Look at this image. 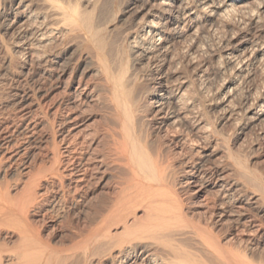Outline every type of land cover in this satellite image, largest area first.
I'll list each match as a JSON object with an SVG mask.
<instances>
[{
  "label": "bare ground",
  "instance_id": "obj_1",
  "mask_svg": "<svg viewBox=\"0 0 264 264\" xmlns=\"http://www.w3.org/2000/svg\"><path fill=\"white\" fill-rule=\"evenodd\" d=\"M115 1L0 0L7 36H0V49H8L4 64L18 65L21 76L51 81L34 93L35 100L28 92L19 94L15 104L23 113L3 132L0 227L14 220L19 239L28 242L19 252L8 253L6 262L1 253L5 243H1L0 264H53L42 230L55 225V219L64 215V205L72 200L85 207L83 222L70 221V227L83 241L78 254L86 264H103L106 259L110 264L257 263L249 260L246 246L240 248L234 238L260 232L264 182L259 180L258 193L244 191L245 177L258 175L240 157L242 152L236 155L226 143L222 152L226 159L236 160L235 173L222 170L212 177L205 169L211 163L207 161L210 145L221 130L206 111L213 104L209 99L212 78L196 59L197 53L209 55L205 50L209 42L219 72L233 67L237 76L256 80L254 88L246 87L245 96L239 93L243 101L241 96L238 101L246 123L262 127L264 148V0H124L130 19L118 26L115 21L113 26L119 9L110 15L107 6ZM174 49L179 51L176 58ZM69 56L78 61L85 56L93 68L79 73L80 65H72ZM170 56L175 59L176 78L156 71L160 80L149 89L146 80L152 73L140 72L137 65L146 58L165 62ZM91 71L101 76L95 87L85 81ZM237 80L232 77L220 83L225 108L231 107ZM59 89L64 95L48 102ZM92 102L104 107L106 118L90 128L86 123L92 117H86V108ZM179 122L187 123V130ZM170 134L178 135L176 143L189 145L183 169L175 163V152L166 147L165 137ZM14 166L16 175L27 172L16 195L7 175V168ZM91 181L96 189L92 183L94 191L85 192ZM253 204L257 212L248 209ZM202 205H210L209 214L198 211ZM35 215L42 217L41 222L33 220ZM216 223L227 225L236 235L216 231Z\"/></svg>",
  "mask_w": 264,
  "mask_h": 264
},
{
  "label": "rangeland",
  "instance_id": "obj_2",
  "mask_svg": "<svg viewBox=\"0 0 264 264\" xmlns=\"http://www.w3.org/2000/svg\"><path fill=\"white\" fill-rule=\"evenodd\" d=\"M117 2H118V4H117ZM110 3H111V5H110ZM121 3V4H120ZM124 0H117V1H115V2H109L108 3V6H107V9H108V11H110V15H113V13L114 14H116V13H118V9H119V13L118 14H116V18H115V20H114V22H113V26H114V23H115V21H116V25L115 26H118V25H121V24H123V23H125V22H127V20H129L130 19V13L129 12H126V10H125V8H124ZM117 6L119 7V8H117ZM123 6V7H122ZM113 7V8H112ZM121 7V8H120ZM111 8V9H110ZM123 8V9H122ZM123 10V11H122ZM125 10V11H124ZM121 11V12H120ZM120 14V15H119ZM119 15V16H118ZM125 19V20H124ZM0 24H2V26H1V28H0V36L2 35V37L3 38H7V36L4 34V19H0ZM118 23V24H117ZM2 30V31H1ZM9 37V36H8ZM207 43V42H206ZM207 46H209V47H207ZM207 46L205 45V47H207V49H205L207 52H208V54L209 55H207L206 53H205V51H204V49L202 50V51H200V52H203V53H197V64H199V63H201V64H203V65H205L204 66V68L206 67V69H205V71H206V76H208L209 77V79H211V80H209V82H211V83H209L210 84V88H211V94H212V96L210 95V101L213 103V104H211V105H208V106H206L207 107V109H206V111L208 112V114H210L209 116L212 118H210L211 119V121L213 120L214 122H212L215 126H216V128H217V130L220 128V135L218 136V139H216L215 140V137L217 138V136H215L214 137V141H213V144H211L209 147H210V150H209V158H208V162H211V163H208V162H206V163H208V164H206L205 165V169L207 170V172L210 174V176H212V177H214V176H216L215 174H218L219 172H221L222 170H225V171H227L228 170V172L230 173H232V174H234L235 172H234V170L236 169V167L238 166L237 165V163H236V160L235 159H233V158H230V160H229V158H227L226 159V157H225V154L222 152V150H223V147L225 146V145H223V144H225L226 143V145H229V146H231V148L233 149V151H234V153L236 154V155H238L237 153H244L245 155H243L242 153H241V155H240V157L244 160V162L246 161V163H247V165H249V167L253 170V171H255L256 172V174L258 175V178H256V179H254V177H251V176H246L245 177V182H244V184H245V186H244V191L246 192V193H248L249 195H252L253 193H258V192H260L258 189V183H259V180H260V182L262 181V182H264V148L262 147V145H261V143H260V141H261V131H262V127L260 126V125H255V124H247L246 123V119L245 118H243V107H242V105H241V101H243L242 99H243V96H245V94H246V92H248L247 90H249V89H252V88H254L255 86H256V83L254 82V81H256V80H248V79H245L244 77H240V76H237L238 74V71L236 70V69H234L233 67H231V68H229V70H227L225 73H221V72H219V62H218V59L216 58V57H214L213 55H212V52H211V48H212V46H210L209 45V42L207 43ZM204 47V48H205ZM210 48V49H209ZM209 50V51H208ZM179 54V51H178V49H174V51H172V55H174L175 56V58L178 56V54ZM210 52V53H209ZM0 143H1V141H2V138H3V132L5 131L6 132V126L7 125H11V124H13V123H15L17 120H18V118H19V115H21L22 113H23V111H21V109H19V107L15 104L16 103V99H18V96H19V94L21 95V94H24V93H30V95L31 96H33L32 97V99L33 100H35L34 99V93H36V95L39 93V90H41V89H43V88H45V87H47V86H50L51 85V81H47V82H44L38 75L36 76V77H34V76H30V75H28V76H21V74L19 73V67H18V65H15V63H13L14 65H10V66H8L7 64H4L5 63V60L4 59H6V55H8L7 53H8V49H3V48H1L0 49ZM205 53V55H202L201 56V54H204ZM200 55V56H199ZM174 56H172V57H174ZM85 58V60H84V58ZM83 57H81V59L78 61L77 59H75V58H72L73 60H71L70 58H71V56H69L68 58L70 59V60H68V61H70V63L71 62H75V63H78L80 66V68H79V73L80 72H82L84 69H92L93 68V64H92V62L88 59V58H86L85 56H83ZM211 57V58H210ZM87 59V60H86ZM207 59H209L208 61H207ZM211 59V60H210ZM214 59V60H213ZM146 60H148V61H146ZM174 62H173V61ZM201 60V61H200ZM153 59H144V60H142V64H138L137 65V68L138 69H140V72H145V73H148V71H150L152 74L149 76L150 78H148L146 81H147V86L148 87H150L149 89H153L154 88V86L156 85V82L158 81V80H160V78H159V76H160V74H164V73H166V75H170V77H172L171 79H175L176 78V76H177V74H175V70L173 71V69H175V59H173V58H171V56H170V58H168L167 60L165 59V62H164V59L162 60V61H154V63H153ZM171 61V62H170ZM214 61V62H213ZM144 62H145V64H144ZM163 64H161V63ZM199 62V63H198ZM209 64H207V63ZM216 62V63H215ZM73 63H71L72 65H74ZM148 63H150V64H148ZM152 63V64H151ZM157 63V64H156ZM167 63V64H166ZM168 63H169V65H168ZM173 65H172V64ZM148 64V65H147ZM158 64H160V65H158ZM217 64V65H216ZM144 65V66H143ZM172 65V66H171ZM13 66V67H12ZM149 66V67H148ZM163 68H162V67ZM141 67V68H140ZM144 67V68H143ZM146 67V68H145ZM160 69H159V68ZM170 67V68H169ZM174 67V68H173ZM83 68V69H82ZM149 68H151V69H149ZM144 69H145V71H144ZM165 69V70H164ZM169 69V70H168ZM183 69V68H182ZM208 69V70H207ZM234 69V70H233ZM142 70V71H141ZM152 70V71H151ZM160 70V71H159ZM173 71L174 73H172V72H168V71ZM209 70H210V72H209ZM155 71V72H154ZM156 71H157V73H160V74H156ZM232 71V72H231ZM154 72V73H153ZM162 72V73H161ZM229 72V73H228ZM237 72V73H236ZM91 73H92V75H91ZM145 73H143V74H145ZM219 73H221V74H219ZM234 73V75H232ZM172 74H174V75H172ZM210 74L212 75V76H210ZM228 74H230V75H228ZM95 75V76H94ZM154 75V76H153ZM220 75V76H219ZM21 76V77H20ZM89 76H90V78H89ZM92 76V77H91ZM216 76V77H215ZM222 76H224L223 78H222ZM78 77H79V74H78ZM78 77H77V79H78ZM229 77V78H228ZM235 78L236 77V79H239V80H237V82L234 84V85H232L233 87H236V88H233L232 90H234V93L235 94H233V92H232V99L233 100H231V107L229 106V107H223L224 106V104L222 103V96H221V91H222V88L223 87H221L222 85L220 84L221 82H222V84H224V82L226 81V80H228V79H230V78ZM238 77V78H237ZM24 78V79H23ZM156 78V79H155ZM224 78H225V80H224ZM258 78V77H257ZM87 79H88V81H87ZM96 79V80H95ZM158 79V80H157ZM224 80V81H222V80ZM36 80V82H34ZM100 80H101V76L100 75H98V74H95L93 71H91V72H89V74L86 76V78H85V81H87V82H89V85L91 86V87H95L96 85H98V83L100 82ZM33 81V82H32ZM96 81H98V82H96ZM149 81V82H148ZM152 81V82H151ZM154 81V82H153ZM32 82V83H31ZM77 82V81H76ZM96 82V83H95ZM153 84H151V83ZM47 83V84H46ZM96 85H95V84ZM213 83V84H212ZM46 84V85H45ZM50 84V85H49ZM149 84V85H148ZM220 84V86H218ZM240 84V85H239ZM93 85H95V86H93ZM212 85H215L216 87H214V86H212ZM237 85V86H236ZM241 85H242V87H241ZM36 87V88H35ZM237 87H241L242 88V90H237V89H239V88H237ZM243 87H244V90H246L245 92H242V91H244L243 90ZM249 88V89H247V88ZM240 88V89H241ZM216 89V90H215ZM34 90H36L35 92H34ZM236 90V91H235ZM57 91H58V93H57ZM55 93L57 94H53L54 96H52L51 95V97L48 99V102L50 101V100H52L53 98H55L56 96H58V95H60V93H62L60 96H63L64 95V91L63 90H57ZM216 91V92H215ZM213 92H215V93H213ZM238 92V93H237ZM241 92V93H240ZM219 93V94H218ZM244 94L243 96L242 95H240V94ZM218 94V95H217ZM236 94H237V96H236ZM16 95V96H15ZM217 95V96H216ZM235 96V97H234ZM238 96H239V98H240V96L242 97V98H240L241 99V101H238V100H240L239 98H238ZM213 97V98H212ZM217 97V98H216ZM15 98V99H14ZM238 98V99H237ZM212 99V100H211ZM215 100V101H214ZM216 100L219 102H216ZM236 100V101H235ZM234 101V102H233ZM216 102V103H215ZM218 103V104H217ZM220 103H221V105H222V107H221V105H220ZM240 103V104H239ZM216 104H217V106H216ZM232 104H235V105H239V106H235V105H232ZM8 105V106H7ZM214 105H215V107H214ZM89 106H90V108L92 107V109H90L89 108ZM211 106V107H210ZM232 106H233V108H232ZM213 107H214V109H213ZM222 108V109H225L224 111L222 110V109H220V108ZM236 107V108H235ZM241 108V111L239 110L240 108ZM88 108V109H87ZM87 108H86V110H87V113H86V117L88 118V117H92V119L91 120H88L87 121V123L86 124H88L89 126H90V128H92V127H94V125H98V123H100V122H103L104 121V119L106 118V111H104V112H102L103 110H105V109H103L104 107H102L100 104H97V103H89L88 104V106H87ZM218 108V109H217ZM230 108H232L231 110H230ZM235 108V109H234ZM103 109V110H102ZM216 109V110H215ZM227 109V110H226ZM77 110V109H76ZM91 110V111H90ZM93 110V111H92ZM101 110V111H100ZM211 110V111H210ZM221 111L222 110V112H218V111ZM235 110V111H234ZM209 111L211 112V113H209ZM230 111V112H229ZM234 111V112H233ZM90 112H93V113H91V114H88V113H90ZM232 112V113H231ZM217 113H219V114H217ZM233 115H231V114ZM237 113V114H236ZM238 113H239V116H237L238 115ZM232 116V117H229L230 119L231 118H233V119H229L228 118V116H230V115ZM234 114H235V116H234ZM241 114V115H240ZM90 115V116H89ZM104 116V117H103ZM218 116V117H217ZM224 116V117H223ZM217 117V118H216ZM235 117V118H234ZM238 117H239V119H238ZM219 118H221V119H219ZM227 118H228V120H227ZM237 118V119H236ZM95 119V120H94ZM235 119V120H234ZM244 120V121H242V120ZM94 120V121H93ZM100 120V121H99ZM217 120V121H216ZM226 120H227V122H226ZM239 120V121H238ZM241 120V121H240ZM231 121H233V123L231 122ZM237 121V122H236ZM217 122V123H216ZM224 122V123H223ZM226 122V123H225ZM240 122V123H239ZM91 123V124H90ZM221 123V124H220ZM237 123V124H236ZM4 124V125H3ZM179 124H181V127L183 128V130H187V123H183V122H179ZM222 125V126H221ZM245 125V126H244ZM243 126V127H242ZM247 126V127H246ZM172 127V124H170V126H169V128H171ZM223 127V128H222ZM226 127V128H225ZM236 127V128H235ZM242 129H241V128ZM249 127V128H248ZM5 128V129H4ZM86 128H88V127H86ZM85 128V129H86ZM222 128V129H221ZM240 128V129H239ZM152 129H154V127L152 128ZM84 130V129H83ZM236 130V131H235ZM238 130V131H237ZM240 130H241V132H240ZM2 131V132H1ZM230 132V133H229ZM243 132V133H242ZM164 132H162L161 134H163ZM223 133V134H222ZM229 133V134H228ZM248 134V135H247ZM258 134V135H257ZM174 135H175V137H174ZM223 135V136H222ZM173 136V137H172ZM178 135H176V134H170L169 136L167 135L166 137H165V140H167V142H168V145H166V147L169 149V151L171 152H175L173 155H174V157H176V160H175V163L176 164H179L180 166H182V169L186 166H184L183 164H185L186 162L185 161H187L188 159H187V157H189V153H188V151L190 150V148H189V145L188 144H183V143H181V142H178V143H176V141H175V139H176V137H177ZM225 136V137H224ZM228 136V137H227ZM224 137V138H223ZM168 138V139H167ZM170 138V139H169ZM220 138H222V139H224L225 140V142H223ZM174 140V141H171V140ZM257 139V140H256ZM178 140V139H177ZM218 140V141H217ZM219 140H221L222 141V143H221V141H219ZM228 140V141H227ZM254 140V141H253ZM253 141V142H252ZM167 142H166V144H167ZM176 143V145H174L175 143ZM215 142H218V145H217V143H215ZM248 142V143H247ZM252 142V143H251ZM169 143H171V144H169ZM228 143V144H227ZM179 144H181V145H179ZM222 144V145H221ZM253 144V145H252ZM186 145V146H185ZM215 145H217V146H215ZM0 146H1V144H0ZM178 146V147H177ZM220 146L222 147V149L220 148ZM246 146H248V147H246ZM181 147V148H180ZM184 147V148H183ZM214 147V148H213ZM218 147V148H217ZM241 147V148H240ZM187 148H188V150H187ZM217 148V149H216ZM240 148V149H239ZM1 147H0V151H1ZM172 149V150H171ZM214 150V151H212V150ZM221 149V150H220ZM243 149V150H242ZM179 150V151H178ZM184 150V151H183ZM216 150V151H215ZM240 150V151H239ZM2 152V151H1ZM178 152H180V153H178ZM184 154H183V153ZM186 152V153H185ZM188 153V154H187ZM211 153V154H210ZM214 155H213V154ZM185 155V156H182V155ZM176 155V156H175ZM181 155V156H180ZM188 155V156H187ZM222 157H221V156ZM223 155H224V157H223ZM177 156H179L178 157V160H177ZM243 156H246V157H244L243 158ZM181 157V158H180ZM184 157V158H183ZM183 158V159H182ZM209 159H210V161H209ZM226 159V160H225ZM184 160V161H183ZM176 161H178V162H176ZM180 161V162H179ZM248 161V162H247ZM183 163V164H182ZM249 163V164H248ZM3 164H5L6 166H7V160H4L3 161ZM209 164L211 165V168L210 167H208L209 166ZM235 164V165H234ZM230 165V166H229ZM184 166V167H183ZM214 166V167H213ZM233 166V167H232ZM220 167V168H219ZM227 169H226V168ZM231 168L233 171H231V169H229V168ZM213 168V169H212ZM14 169V170H13ZM209 169V170H208ZM15 166H14V168L13 167H10V168H7V175H8V178H9V180H13L12 182H13V186L11 187V192H12V194L13 195H16V193H18V191H19V189H20V187H21V184H22V182H23V180L24 181H26L27 180V172H21L20 174H21V176L20 175H16L15 174ZM213 172V173H212ZM216 172V173H215ZM13 173V174H12ZM22 174L24 175V176H22ZM16 176H18V177H16ZM15 177H16V180H15ZM24 177V178H23ZM21 178V179H20ZM20 180H22V181H20ZM17 185H16V184ZM95 183L94 181H91V187H86L85 186V188H84V191L85 192H89V191H91V192H93L94 191V188L96 189V187H97V185L96 184H94L95 185V187L93 186V184ZM253 184V185H252ZM20 185V186H19ZM249 185H251V186H249ZM94 187V188H93ZM253 187V188H252ZM19 188V189H18ZM91 188V189H90ZM256 188V189H255ZM258 188V189H257ZM93 189V190H92ZM74 203V204H73ZM84 205V204H83ZM83 205H81V206H79L78 204H76V201H71L70 202V204L68 205V206H66V205H64V207H63V209L62 210H65V212H64V215L61 217V218H56L55 219V225H52L50 228H46V229H43L42 230V236H43V238H44V241H47V243H49V246H50V249H49V254L51 255V258H52V263L53 264H71L70 262H72L73 261V263L72 264H82V263H85L86 264V262L85 261H82L83 260V257H81L82 256V254H80V253H82L81 251L82 250H80V249H82V245H83V241H81V238L79 237V236H76L75 234H73L72 233V228L70 227V221H72V224H74V225H78V224H80V223H82L83 222V219L81 218V216H82V214H83V211H84V206ZM202 206H204V205H202ZM206 206V205H205ZM199 207L197 210L198 211H200V213H202V212H204V213H207V214H209L207 211H209L210 210V205L208 206V207ZM251 207H249L248 206V209H251V211H253V212H257V210L258 209H256V207H255V204H253V205H250ZM75 207H76V209H75ZM204 208V209H203ZM205 209H208V210H205ZM73 211H75V212H73ZM71 212V213H70ZM77 212H78V214H77ZM76 214V215H75ZM70 215V216H69ZM72 215V216H71ZM262 216V218H260V219H262L263 220V222H264V214H262V213H260L259 212V217H261ZM196 216H197V213H196ZM66 218V219H65ZM79 218V219H78ZM82 220H81V219ZM64 219V220H63ZM33 220L35 221V222H41V220H42V217L41 216H39V215H35V216H33ZM57 220H61V221H58L59 223H57ZM9 222V221H8ZM11 223H7V222H5L4 224H3V226H1L0 228V244L2 243V244H4L5 243V245H4V248L3 249H5L4 251L2 250V254L3 255H5L4 257V259H3V261H5L6 262V260L8 259V257H9V254L8 253H10L11 254V252H19L20 250H22V248L24 247L23 246V244H26L27 242H24V241H21L19 238H20V234H18L19 232V225H15L16 223H14V220H12V221H10ZM62 222V223H61ZM11 224V226H9V225ZM220 224V225H219ZM219 224H215L216 226H215V230L216 231H219V232H221V230L222 231H226V233L227 234H230V233H232L234 230L233 229H229L228 228V226L227 225H225V224H221V223H219ZM4 225H6V226H4ZM223 227H222V226ZM221 226V227H220ZM3 227V228H2ZM219 227V228H218ZM228 229H227V228ZM264 223H263V225H262V228L260 227V228H258V229H261L260 230V232H259V230H258V233L257 234H254V235H247V236H245V235H241L240 237H239V235H236V232L234 231L232 234H230V236H235L236 238H234L235 240H234V242H235V244L237 245L238 244V246H239V244H240V248H242V246L243 247H245L246 248V251L248 252V254H249V256H251L250 258H252V259H249V260H251V262H257V263H255V264H264ZM226 228V229H225ZM229 230V231H228ZM51 232V233H50ZM229 232V233H228ZM259 233H261V234H259ZM263 233V234H262ZM50 234V235H49ZM235 234V235H234ZM258 235V236H257ZM229 235H228V237H230ZM238 236V237H237ZM262 236V237H261ZM47 237V238H46ZM246 240H244V239ZM248 238V239H247ZM249 238L251 239V240H249ZM258 238V239H257ZM49 239H51V240H49ZM254 239H255V241H254ZM239 242H238V241ZM241 240V241H240ZM251 241V242H250ZM254 241V242H253ZM257 241V242H256ZM4 242V243H3ZM77 246V247H76ZM19 247V248H18ZM21 248V249H20ZM238 248V247H237ZM242 249H244V248H242ZM78 250H80V255L78 254ZM245 250V249H244ZM71 254V255H70ZM78 254V255H77ZM253 254V255H252ZM257 254V255H256ZM8 256V257H7ZM75 256V257H74ZM79 256V257H78ZM7 257V258H6ZM73 257V259H71ZM93 256H90L89 255V258H92ZM79 258L81 259V260H79ZM254 258H256V260L254 259ZM106 260H108V262L106 261ZM106 260H103L104 262H103V264H110V261H109V259H106ZM95 261H98V259L97 260H95ZM79 262V263H78ZM32 264L33 263H35V262H31ZM30 264V263H29ZM87 264H89V263H87ZM91 264H93V263H91ZM137 264H142L140 261L137 263ZM252 264V263H251ZM254 264V263H253Z\"/></svg>",
  "mask_w": 264,
  "mask_h": 264
}]
</instances>
